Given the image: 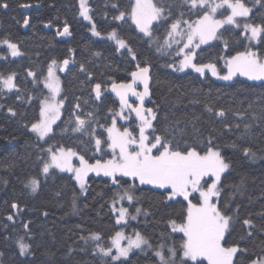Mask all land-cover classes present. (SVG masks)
<instances>
[{"label":"trees","instance_id":"trees-1","mask_svg":"<svg viewBox=\"0 0 264 264\" xmlns=\"http://www.w3.org/2000/svg\"><path fill=\"white\" fill-rule=\"evenodd\" d=\"M153 2L164 7L167 19L153 23L149 40L137 30L130 16L126 15L124 21L113 19L120 11L130 13L132 0H87L97 30L107 34L116 29L117 36L132 49L129 53L127 48L117 51L108 38L91 34L89 24L79 16L78 0H0V4H8L6 9L0 7V42L15 43L21 53L12 57L7 46L0 43V75L15 73L16 84L11 91L0 86V264H161L154 252L161 246L167 256L168 249L174 247L175 264L180 263L184 238L182 233L172 232L170 221L183 222L187 210L183 198L169 201L163 189L136 185V199L124 203L128 218L117 224L112 203L130 185L129 178H122L117 185L103 174L90 173L86 190L80 195L71 173L51 168L48 174L41 175L50 147L53 151L71 148L88 162L111 157L106 145L104 152L96 151L92 130L97 137H107L105 128L118 108L109 85L129 81L137 64L151 70L150 99L145 104L156 114L152 121L156 134L166 136L174 148L193 146L200 151H206L209 138H213L214 146L230 164L222 175L218 206L232 217L224 246L246 249L236 254L235 264H249L264 257V81L242 77L224 81L208 73L178 72L168 67L177 63L178 56L161 53L157 48L164 44L170 24L176 20L182 24L185 20L193 22L198 17L184 0ZM245 3L252 9L249 22H264V4L255 0ZM23 5L31 7L24 11ZM26 17L28 27L23 30ZM66 24L69 34L59 36ZM241 33L240 27L225 25L218 30V39L195 51L194 62L215 63L224 71L223 58L248 48ZM251 48L264 52V39ZM52 60L60 61L64 69L59 71V100L64 103L53 125L54 133L40 140L29 126L39 119L41 100L46 94L41 80ZM29 71L35 75L29 76ZM97 83L101 84L99 100L93 92ZM9 108L16 112L15 116L8 112ZM221 110L225 115L217 116ZM74 113L86 121L85 131H72ZM118 124L139 136L132 118ZM147 135L152 138L151 129ZM245 147L256 153L254 160L244 155ZM33 177L39 186L31 193L26 185ZM191 198L197 202L196 194ZM13 202L19 205V211L12 209ZM138 208V216L132 219ZM8 215L13 219L8 220ZM245 219L251 220L254 227L245 226ZM121 228L126 233L140 232L152 247L134 249L120 261L100 254L97 245L110 247V239ZM248 232L252 235L248 236ZM92 233H98L100 240L88 239ZM20 238L29 245L26 255H20L17 247Z\"/></svg>","mask_w":264,"mask_h":264},{"label":"snow or ice","instance_id":"snow-or-ice-1","mask_svg":"<svg viewBox=\"0 0 264 264\" xmlns=\"http://www.w3.org/2000/svg\"><path fill=\"white\" fill-rule=\"evenodd\" d=\"M257 4H264V0H255ZM190 10L197 14V19L193 22L183 21L187 25V32L180 29V20L172 22L167 30V35L163 45L157 48L161 51L165 46L171 47L172 43L179 44L181 41L176 39L177 36L185 37L186 42L179 49L178 55H182L179 67L174 68L177 71H183L185 68H191L195 72L204 75L205 68L210 69L213 76H218L219 79L230 81L234 76L247 77L248 80L264 81V52L253 51L246 47L245 51H239L234 56L226 59L225 66L227 73L219 75L215 64H197L194 63L195 49L201 44H206L210 40L218 39V30L225 25H231L236 28L241 26V21L238 18H244L243 32L249 41H258L264 39V22L252 23L249 22L252 9L246 6L245 0H184ZM27 6V5H24ZM80 12L79 15L85 20L91 22L89 15L90 8L87 0H79ZM0 7L7 8L8 4H0ZM113 7L117 5L113 4ZM225 10L227 14L220 12ZM218 12L222 18L218 19ZM202 13V14H201ZM130 16L137 30L151 40L153 36V23L166 20L165 9L163 6L153 2V0H134L131 6V12L125 13L120 11L113 19L115 21H124L125 16ZM25 24L28 20L25 19ZM69 34L67 24L64 27V33ZM92 34L100 36L101 33L97 30L96 25L92 24ZM108 38L116 42L119 49L127 48L129 53L132 49L128 46L124 39L117 36L116 29L108 33ZM198 41V42H197ZM3 44L7 45L12 57L21 55L18 46L8 40H4ZM188 51H185V50ZM133 59H136L133 54ZM48 67V77L44 81V86L51 92V97L41 101L39 116L40 119L33 122L30 126V131L35 133L40 140H44L50 134L54 133L53 125L60 118V109L64 101H57L61 89L58 79L54 75L53 65ZM64 65L68 64L65 60ZM173 67L172 64L167 65ZM61 71L64 69L61 68ZM81 70L84 71V66L81 65ZM29 76L35 74L28 72ZM15 73L9 74L6 78L0 76V85L3 89L11 91L16 88L14 83ZM131 83L112 84V91L119 97L121 111L116 113L122 120H127L124 110H130V113H135L136 118L140 121L139 138L137 139L128 128H123L121 131L117 127V120L112 119L111 126L106 127L107 137H97L95 129L92 130V139L94 140L95 149L97 152H104V145L111 151L112 158L106 160L97 159L94 164H90L83 155L78 156L80 167H74L72 157L77 156V153L71 148H57L55 151L50 147L48 149L49 159L43 163L42 171L48 174L51 168L59 169V171L74 173V179L79 185L81 192L86 190L85 177L89 172H95L97 175L103 174L109 177L113 184H120V180L124 177L130 178L133 184L125 189L120 199H127L132 202L136 197L133 192L135 182L140 185H152L156 188L163 189L167 193V200H174L176 197L182 196L187 201L186 216L182 223H177L175 220L170 221L172 232L182 233L183 241L180 245V264H188V261L193 264H203L206 260L207 264H235L234 257L238 252H244L246 249H241L238 245L225 247L226 233L229 232L232 217L225 214L218 206V198L221 195L222 175L229 169L230 164L226 162L221 151L214 146L213 138H209L206 151L197 150L193 146H186L184 149L173 147L172 142L164 135L156 134V129L152 121L156 119V114L152 108H144L145 97L150 95L149 81L150 68L149 66L141 67L137 64V71L131 73ZM140 82L143 84V91L136 90L134 85ZM96 99L101 98V84L97 83L93 87ZM131 93L140 101L138 105L128 103L127 96ZM19 98V97H18ZM78 108L79 105H76ZM208 111H212L208 108ZM8 112L15 116L16 112L9 108ZM75 127L73 132L85 131L86 121L78 114H75ZM91 115V113H89ZM217 116H224L223 110L216 112ZM101 127H104L101 125ZM247 125L245 128L247 129ZM152 130V138L146 135V130ZM233 147L236 145L233 144ZM244 155L254 160L256 153L251 148H243ZM209 177L211 183H207L204 187L203 178ZM31 191L35 192L39 186L36 179L30 181ZM199 193L200 202L194 204L189 199L191 193ZM217 198L214 202L213 198ZM12 209L19 211V205L15 202L11 205ZM140 212V209H137ZM128 214L126 208L119 209V216L116 223L119 224L125 219ZM8 220H12L13 216L8 215ZM135 219V216L132 217ZM243 224L247 227H254L249 219L243 220ZM25 224V228H27ZM264 230V229H262ZM248 236L252 233L248 232ZM92 240L99 241L98 233H92ZM82 239H85L82 237ZM127 239L126 246H122L120 241ZM20 255H25L29 249V245L18 241ZM143 246L152 247L149 241L140 233L136 232L134 237H125L121 232H117L111 238V247H101L97 245L98 251L105 257L111 256L112 261H120L121 258H128L130 251L135 249L143 250ZM162 247V246H161ZM112 248L116 249V254L112 255ZM170 257L166 258L160 250L155 251V255L159 258L161 264H175L177 250L174 247L168 249ZM202 258V259H201ZM121 264L123 262L121 261ZM250 264H264V257L254 259Z\"/></svg>","mask_w":264,"mask_h":264},{"label":"rangeland","instance_id":"rangeland-1","mask_svg":"<svg viewBox=\"0 0 264 264\" xmlns=\"http://www.w3.org/2000/svg\"><path fill=\"white\" fill-rule=\"evenodd\" d=\"M132 2L134 3V0H132ZM247 6V5H246ZM249 7V6H248ZM80 12V6H79V0H78V13ZM220 12H224V10H220ZM224 14H227V13H224ZM80 16V15H79ZM86 23H88L89 24V31L91 32V34H92V20H91V22L90 21H88V20H85L82 16H80ZM217 18L218 19H220V18H222V16L220 15V13L218 12V14H217ZM240 21H241V26H240V28L242 29V32H243V22H244V18H238ZM135 25V24H134ZM180 29L181 30H183L184 32H187V25H185V24H182V23H180ZM59 36H65L66 34H63V33H59L58 34ZM93 35V34H92ZM245 36V35H244ZM95 37H104V38H108V33L107 34H101L100 36H95ZM119 38V37H118ZM109 39V38H108ZM176 39H178V40H180L181 42L179 43V44H176V43H172V45H171V47L169 48V47H167V46H165L164 48H162L161 49V51H159V52H161V53H167V52H172L175 56H178V60L176 61L177 63L175 64V65H173V67H171L172 69H174V68H178L179 67V63H180V60H182L183 59V56L182 55H178L177 53L179 52V49L181 48V47H183V44L186 42V36L185 37H180V36H177L176 37ZM109 40H111V41H113L114 43H115V45L117 46V44H116V42L114 41V40H112V39H109ZM165 41V40H164ZM210 41H212V40H210ZM209 41V42H210ZM247 41H248V48H250L251 50H253L252 48H251V46L252 45H255L256 43H257V41H249L248 39H247ZM3 42V41H2ZM2 42H0L2 45H5V44H3ZM198 42V41H197ZM201 45H204V44H201ZM200 45V46H201ZM5 46H7V45H5ZM117 48H118V46H117ZM124 49V48H123ZM198 48H196L195 49V51L197 50ZM9 50V49H8ZM120 50H122V49H120ZM185 51H188L187 49L185 50ZM254 51V50H253ZM9 54H10V51H9ZM11 55V54H10ZM234 56V55H233ZM226 59L227 58H223L222 59V61H223V67L225 68V70L224 71H222V70H220V68L215 64V63H205V64H215L216 65V67H217V71H218V73H219V75H225L226 73H227V68H226V66H225V61H226ZM53 61V60H52ZM52 61L48 64V66H47V69H46V72H45V75L43 76V78H42V80H41V83H42V85H43V87L45 88V86H44V81L47 79V77H48V67H49V65L50 64H52ZM56 61V63H55V65H53V71H54V75H55V77L58 79V81H59V85H60V80H59V71H60V69H61V66H62V63L60 62V61H58V60H55ZM195 63V62H194ZM185 70H191V71H193V72H195L193 69H191V68H185L183 71H185ZM177 71V70H176ZM183 71H178V72H183ZM195 73H197V72H195ZM204 73H208V74H210L211 76H213L212 75V73H211V70L210 69H207V68H205V70H204ZM198 74H200V73H198ZM0 76H2V77H4V78H6L8 75H0ZM214 78H218V76H213ZM234 77H242V78H246L247 79V77H245V76H240L239 74H237L236 76H234ZM233 77V78H234ZM219 79V78H218ZM221 80V79H220ZM1 87H2V85H0ZM3 88V87H2ZM7 90V89H6ZM45 90H46V94H45V96L42 98V100H45L46 98H50L51 97V92L47 89V88H45ZM60 94V93H59ZM56 99H57V101H59V95H57V97H56ZM41 100V101H42ZM121 111V107H118L116 110H114V112H113V116H112V119L113 118H115L116 120H117V127L118 128H120L121 129V131H123V128H128V127H120L119 126V124H118V122L120 121V122H128L129 120H130V114L126 111V110H124V115L125 116H127L128 117V119L127 120H122V119H120V117L118 116V115H116V113H119ZM60 112H61V109H60ZM39 119H40V116H39ZM38 119V120H39ZM37 120V121H38ZM111 123H112V120H111ZM111 123L108 125V127L109 126H111ZM137 124V123H136ZM138 125V124H137ZM140 125V124H139ZM139 125L137 126V131H138V133H139ZM31 126V125H30ZM30 126H29V129H30ZM129 129V128H128ZM149 130V129H148ZM148 130H146V135H147V132H148ZM129 131H130V129H129ZM131 132V131H130ZM33 133V132H32ZM35 134V133H34ZM36 135V134H35ZM37 136V135H36ZM38 137V136H37ZM137 139L139 138V136H135ZM78 156H80L79 154H77V156H74V157H72V164H73V166L74 167H80V161H79V159H78ZM112 158V153H111V157H109V158H107V159H111ZM49 159V152H48V158H47V160ZM106 160V159H105ZM96 161H94V162H89L90 164H94ZM43 167V166H42ZM54 169H56V168H54ZM56 170H58L59 171V169H56ZM64 172H67V171H64ZM68 173H71V172H68ZM90 173H95V172H89L88 173V175L90 174ZM73 176H74V173H71ZM41 175L43 176V175H45L44 173H43V171H42V168H41ZM87 175V176H88ZM86 176V177H87ZM86 177L84 178L85 179V184H86ZM32 179H36L37 181H38V179L37 178H35V177H33V178H30L28 181H27V185H30V181L32 180ZM130 179V178H129ZM204 181H207V183H211V179L209 178V177H205V178H203V180H202V183H204ZM77 183V182H76ZM207 183H204V187H207ZM133 184V181L130 179V185L127 187V188H129L131 185ZM135 184L136 185H140L139 184V182L137 181V182H135ZM78 185V184H77ZM150 186H152V185H150ZM28 187V189H29V191L31 192V193H34V192H32L31 191V187L30 186H27ZM78 188H79V193H80V195H83L84 194V192L82 193L81 192V189H80V187H79V185H78ZM127 188H125V189H127ZM125 189H123L122 190V192L121 193H119V195H118V197H117V199L115 200V201H113V203H112V209H113V212L115 213V218H116V220H117V217L119 216V209L120 208H126V206H125V204L124 203H128L129 201L125 198V199H120V197L123 195V193H124V191H125ZM167 194V193H166ZM194 194H196V197H197V202H195L192 198H191V196L192 195H194ZM181 198H183L182 196H180ZM177 198V197H176ZM189 199L192 201V203H194V204H199V202H200V197H199V193L197 192V193H191L190 194V197H189ZM213 200H214V202L216 201V198L214 197L213 198ZM187 202V201H186ZM188 203V202H187ZM127 209V208H126ZM138 216V212L136 213V215H135V218ZM127 218H128V214H127V216L125 217V219L123 220V221H121V223H119V224H122V223H124L126 220H127ZM171 227V226H170ZM117 232H121L125 237H128V236H132V237H134V235H135V233L136 232H132V233H126L122 228L121 229H119ZM116 232V233H117ZM115 233V234H116ZM115 234H114V236H115ZM113 236V237H114ZM91 234L90 235H88V239H90V240H92L91 238ZM18 241H22L23 243H25V244H27L22 238H20V239H18L17 241H16V244H17V247H18ZM93 241H95V240H93ZM127 243H128V241H127V239H122L121 241H120V244L122 245V246H126L127 245ZM110 247H111V239H110ZM229 247H231V246H229ZM143 248H148L147 246H143ZM18 249H19V247H18ZM135 248H133L132 250H134ZM131 250V251H132ZM156 250H160V251H162L163 252V250H162V248L161 247H159V248H157ZM155 250V251H156ZM97 251H98V249H97ZM130 251V252H131ZM154 251V252H155ZM99 252V251H98ZM100 253V252H99ZM164 253V252H163ZM27 254V253H26ZM25 254V255H26ZM101 254V253H100ZM116 254V249L115 248H112V255H115ZM164 255H165V257L166 258H169L170 257V254L167 256L165 253H164ZM111 257V256H110ZM123 258V257H122ZM158 258V257H157ZM159 259V258H158ZM174 259H176V257L174 258ZM202 259V258H201ZM259 259V258H258ZM180 260V259H179ZM205 261V263L207 264V261L206 260H204ZM170 263H171V260L169 261ZM180 264V263H179ZM250 264V263H249Z\"/></svg>","mask_w":264,"mask_h":264},{"label":"water","instance_id":"water-1","mask_svg":"<svg viewBox=\"0 0 264 264\" xmlns=\"http://www.w3.org/2000/svg\"><path fill=\"white\" fill-rule=\"evenodd\" d=\"M36 6H38V5L36 4ZM30 7H31V5H27V6H24V5H23V6H22V9L25 11V10H28ZM26 19L28 20L27 17H26ZM24 21H25V20H24ZM27 27H28V23L25 24V23L23 22V24H22V29H23V30H26ZM141 67H143V66H141ZM133 71H137V68H135ZM133 71H132V72H133ZM132 72H131V73H132ZM150 72H151V70H150ZM131 73H130V76H129V78H130L129 81H126V82H113V83H116V84H121V83H131V82H132ZM150 81H151V77H150ZM150 81H149V84H150ZM113 83H111V84L109 85V92L113 95V97H114V99L116 100L118 106L121 107L119 97L116 95L115 92L112 91V84H113ZM134 87H135L136 90L139 91V92H142V91H143V84L140 83V82H137V83L134 85ZM149 91H150V89H149ZM149 99H150V95H149L148 97H145V100H144V105H143V106H144V108H146V109H147V107H146V104H145V103H146ZM127 100H128V103L133 104L134 106H135V105H138V104L140 103V101L137 99V97L132 96L131 93L128 94V96H127ZM127 110H128V109H127ZM128 111L130 112V110H128ZM132 117H133V119H134L135 121H137V122L140 124V121L136 118L134 112L132 113Z\"/></svg>","mask_w":264,"mask_h":264}]
</instances>
